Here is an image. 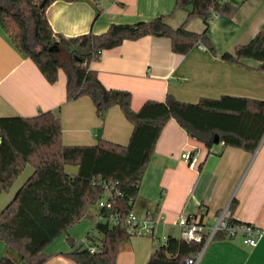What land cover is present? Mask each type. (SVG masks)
I'll return each instance as SVG.
<instances>
[{
  "label": "crops",
  "instance_id": "crops-1",
  "mask_svg": "<svg viewBox=\"0 0 264 264\" xmlns=\"http://www.w3.org/2000/svg\"><path fill=\"white\" fill-rule=\"evenodd\" d=\"M223 1L238 10L231 18L214 17L210 22L207 36L214 53L196 46L186 55L176 54L169 39L146 36L103 51L89 69L104 88L129 92L133 111L146 101L162 102L167 95L188 104L222 96L264 101V72L259 70V62L244 59L233 64L221 59L224 53L233 54L235 47L248 44L257 33L264 32V0ZM95 4L100 9L98 17ZM174 5L175 0H56L47 8L46 16L54 34L74 38L103 34L112 24L169 16ZM186 17L185 11L176 10L166 22L176 29ZM185 28L200 34L204 25L193 18ZM65 86L61 70L57 82L48 84L33 61L16 51L0 27V118H32L51 111L59 118L64 146H94L99 139L119 146L128 144L132 125L119 107L110 108L100 120L88 97L68 101ZM183 152L199 158L197 169L187 167L181 159ZM77 169L65 168L68 174H76ZM24 170L9 192L0 194V211L33 173L29 165ZM232 202L236 203L235 221L256 224L264 230V136L253 153L218 145L216 153L209 154L174 119L168 120L132 207L139 218L160 214L163 222L156 226L154 238L129 237L116 264H146L163 241L182 238L181 228L174 225L180 217L197 216L211 226L223 209L230 211ZM100 210L98 205L90 206L87 212L93 221L84 219L52 241L44 250L48 256L44 264H75L66 256L72 251L67 237L76 247H86V235L93 230ZM5 250L0 241V258ZM198 264H264V236L255 247L244 245L240 238L212 240Z\"/></svg>",
  "mask_w": 264,
  "mask_h": 264
},
{
  "label": "trees",
  "instance_id": "trees-1",
  "mask_svg": "<svg viewBox=\"0 0 264 264\" xmlns=\"http://www.w3.org/2000/svg\"><path fill=\"white\" fill-rule=\"evenodd\" d=\"M7 1L9 10L0 8V27L16 51L31 59L50 85L63 71L66 99L88 97L100 120L110 108L119 107L132 125V133L126 146L102 139L94 146H64L59 118L51 111L32 118H0V194L9 192L27 165L33 168L32 175L0 212V241L6 247L0 264H44L48 259L44 250L52 241L80 221L94 220L87 210L103 199L105 186L116 193L110 208L100 210L93 230L86 235V247H76L67 237L72 251L66 256L75 264H116L129 236L121 223L111 224L109 218L118 215L122 220L132 210L142 175L170 119L207 149L221 145L253 153L259 146L264 136V101L222 96L188 104L167 95L162 102L146 101L133 111L129 92L104 88L89 69L103 51L146 36L169 39L176 54L186 55L196 46L214 53L207 36L210 22L214 17H233L236 7L223 0H175L169 16L112 24L100 35L64 38L52 32L46 16L47 8L56 0ZM95 8L98 17L97 4ZM176 10L185 11L187 17L180 27L172 29L166 21ZM193 18L202 21V33L186 30V23ZM221 59L233 64L254 60L264 72V32L257 33L248 44L235 47L233 54L224 53ZM215 136L218 144L213 143ZM67 166L77 167L76 174H68ZM235 208L232 202V226L242 224L232 217ZM224 238L218 233L213 240ZM201 247L202 243L170 237L146 264H186ZM88 248L97 252L91 254Z\"/></svg>",
  "mask_w": 264,
  "mask_h": 264
},
{
  "label": "built area",
  "instance_id": "built-area-1",
  "mask_svg": "<svg viewBox=\"0 0 264 264\" xmlns=\"http://www.w3.org/2000/svg\"><path fill=\"white\" fill-rule=\"evenodd\" d=\"M203 49L202 46H198ZM209 154L216 153V147L208 149ZM181 159L191 170L197 169L199 158L190 152H183ZM106 194L98 203L100 209H109L111 200L116 194L112 188L105 186ZM231 216L228 208L223 209L215 218L213 225H208L206 219L199 220L198 217H180L174 225L181 228V237L186 242L202 243L201 249L186 260V264H198L201 260L208 244L218 233H223L226 239L240 238L242 243L249 247H255L257 242L264 236V230L256 224H239L236 226L229 225ZM111 224L121 223L129 237H149L154 238V231L157 225L163 222V216L160 214L139 218L131 210L127 217L122 220L118 215L109 218ZM166 241L162 242V245ZM91 254L97 252L95 248H88Z\"/></svg>",
  "mask_w": 264,
  "mask_h": 264
},
{
  "label": "water",
  "instance_id": "water-1",
  "mask_svg": "<svg viewBox=\"0 0 264 264\" xmlns=\"http://www.w3.org/2000/svg\"><path fill=\"white\" fill-rule=\"evenodd\" d=\"M9 7H10V5H9V2L7 0H0V8H4L5 10H9ZM213 143L214 144L219 143L218 138L216 136L214 137Z\"/></svg>",
  "mask_w": 264,
  "mask_h": 264
},
{
  "label": "rangeland",
  "instance_id": "rangeland-1",
  "mask_svg": "<svg viewBox=\"0 0 264 264\" xmlns=\"http://www.w3.org/2000/svg\"><path fill=\"white\" fill-rule=\"evenodd\" d=\"M25 16H26V18H27V13H26ZM25 172H26V170H23V172L21 173L22 175L20 174V178L25 174ZM0 212H1V211H0Z\"/></svg>",
  "mask_w": 264,
  "mask_h": 264
}]
</instances>
